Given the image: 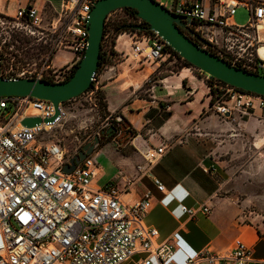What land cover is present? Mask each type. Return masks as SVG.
Instances as JSON below:
<instances>
[{"label": "built area", "instance_id": "obj_1", "mask_svg": "<svg viewBox=\"0 0 264 264\" xmlns=\"http://www.w3.org/2000/svg\"><path fill=\"white\" fill-rule=\"evenodd\" d=\"M19 1L13 16L0 10V78L67 81L85 55L87 20L100 0H62L59 10L50 8L51 12L41 9L39 0ZM153 1L181 17L188 36L204 50L234 67L264 76V56L260 53L264 48V0ZM239 8L249 13L244 26L233 21ZM17 30L30 38L22 49L16 48L19 41L12 35ZM126 34L131 39L130 57L141 65L176 60L159 34ZM31 37L38 45L34 57ZM112 41L113 33L106 31L101 47L105 60L112 57ZM66 53H72L73 58H64L56 65L58 55ZM195 70L205 84L210 107L219 116L230 118L238 113L242 118L257 110L264 112V96L222 84ZM101 83L103 77L98 71L94 88L83 95L94 94ZM68 102L60 104L59 117L46 124L45 120L55 116L52 102L0 97V264H124L139 254L146 255L141 264H151L152 259L159 264H175V242H158L159 232L146 225L153 208L149 191L128 203L122 196L131 182L122 187L121 182L99 187V164L94 155L78 163L71 173L64 171L95 138L69 150L52 137L51 132L68 121ZM37 117L42 119L41 124L31 128L22 125L24 119ZM111 117L105 119L97 135L113 127ZM121 135L117 130L112 139L116 149L123 146ZM173 145L168 140L151 146L145 139L134 144L143 159V164L136 167L137 178L151 177L161 193H165V186L151 171ZM181 210L191 218L199 212L186 207ZM200 212L209 215L211 207L204 206ZM251 254L250 248L237 241L228 256L204 251L186 264H219L222 260L248 264Z\"/></svg>", "mask_w": 264, "mask_h": 264}, {"label": "crops", "instance_id": "obj_2", "mask_svg": "<svg viewBox=\"0 0 264 264\" xmlns=\"http://www.w3.org/2000/svg\"><path fill=\"white\" fill-rule=\"evenodd\" d=\"M62 0H39L38 6L59 10ZM19 0H2L0 10L13 16L19 6ZM71 60L72 53L59 54L57 60ZM114 61H122L113 59ZM129 60V59H126ZM125 63V62H124ZM117 65H110L102 73V91L105 93L108 111L122 114L123 118L136 131L137 139L130 143H142V139L151 146H159L171 140L174 145L152 168L151 174L165 186V193L159 192L151 177L137 178L136 167L143 159L134 147V152L118 151L112 147V138L104 137L102 146L93 153L99 164V176L96 184L106 187L113 182H121V187L132 183L123 193V200L134 203L146 192L153 197V208L145 222L148 227L159 232L158 242L172 239L175 242V264H186L204 251H211L225 257L232 253L237 241H242L251 249V262L264 264V230L241 222L239 210L232 202L220 196L222 176L216 169L214 160L216 151L209 147L206 138L207 121L211 128L221 126L218 116L212 110L205 86L187 87L183 81L188 75L180 74L172 82L173 87L164 85L158 91L153 82L144 95L141 89L144 82L149 83L151 73L147 67L133 76L122 78L116 73ZM172 88V89H171ZM209 115L207 119L204 116ZM105 151L107 160L102 165L98 156ZM211 207L209 215L203 214L202 207ZM182 207L199 210L191 218L184 214ZM146 255H136L124 264H141ZM151 264H159L156 259ZM219 264H232L220 261Z\"/></svg>", "mask_w": 264, "mask_h": 264}, {"label": "rangeland", "instance_id": "obj_3", "mask_svg": "<svg viewBox=\"0 0 264 264\" xmlns=\"http://www.w3.org/2000/svg\"><path fill=\"white\" fill-rule=\"evenodd\" d=\"M163 1L168 2L167 0ZM109 18L107 31L113 33L115 39L114 53L117 56H113L111 60L102 64L99 70L101 73L110 65H117L116 73L123 75L122 78L130 80L142 68L147 67L151 73L149 83L144 82L140 89L146 96L149 95L147 90L151 82L159 87L158 91H162L164 85L167 87L175 86L172 82L180 74L189 76V79L183 81L184 89L202 86L199 73L193 67L187 66L183 59H168L165 62L152 65H141L132 60L130 57L131 39L128 36H123L117 42L119 35L127 33L124 28L118 34L116 33L117 28L125 24V16L119 13L118 17L111 16ZM248 19L247 10L239 8L233 21L238 26H244L248 23ZM12 35L14 39L19 41L18 43L14 42L17 49H22L25 42L28 43L27 39H30L24 37L23 31L17 30ZM31 39L34 57L38 45L34 37ZM63 59L59 58L55 64L58 65ZM113 59L122 61H114ZM101 84L103 85V83ZM102 85L97 91H94V94L82 95L66 104L69 112L68 121L51 132V135L55 140L61 141L67 149L72 150L77 145L92 140L93 137H99L100 135H97L99 129H101L105 119L111 117L112 114L103 106L106 102L103 99L105 93L104 95L99 93L102 90ZM202 89L205 93L207 92L205 86ZM210 113L218 116L214 109L210 110ZM116 115L123 117L122 114L117 113L111 118L116 120ZM209 115L211 114L204 116L203 119H207ZM218 118L222 125L215 127V129H210V120L206 122L208 124L206 138L209 141V147L216 151L214 157L216 169L222 176L220 196L229 199L234 207L239 210L241 222L260 226L264 230V112L257 110L254 114L242 118L238 113L230 118L221 116ZM127 124L129 123H122L118 127V130L122 131L120 143L123 146L116 149L112 145L117 152H125L126 150L134 152V147L129 143L130 134L128 133L132 127L129 128ZM106 160L107 156L103 151L98 156V162L102 165Z\"/></svg>", "mask_w": 264, "mask_h": 264}, {"label": "water", "instance_id": "obj_4", "mask_svg": "<svg viewBox=\"0 0 264 264\" xmlns=\"http://www.w3.org/2000/svg\"><path fill=\"white\" fill-rule=\"evenodd\" d=\"M130 8L137 12V17L149 25V30L159 34L179 56L203 73L222 81L239 90L264 96V76L247 72L234 67L204 50L183 30L186 28L183 19L175 16L153 0H100L87 20L89 34L88 46L83 59L78 63L74 74L65 82L50 83L43 80L19 79L5 80L0 78V97H31L50 101L55 107L54 118L44 122L53 123L59 117V105L77 99L92 86L99 67L105 22L108 16L118 10ZM134 29L141 31V27ZM118 121L121 118L117 119ZM42 123L41 118H26L22 125L28 128ZM115 133L113 128L104 132L108 138ZM100 144L97 136L93 142L84 146L79 155L64 169L66 173L74 171L76 165L87 156L93 155Z\"/></svg>", "mask_w": 264, "mask_h": 264}, {"label": "trees", "instance_id": "obj_5", "mask_svg": "<svg viewBox=\"0 0 264 264\" xmlns=\"http://www.w3.org/2000/svg\"><path fill=\"white\" fill-rule=\"evenodd\" d=\"M119 13L122 14L123 16H125L126 22H125V24H123V25H121V26H119V27L117 28V32H116L117 34L119 33V31H120L122 28L126 29L127 33H134V32H140V33H151V31L149 30V25L137 17V12H136L135 10H132V9H130V8H124V9H122V10L115 11V12L111 13V14L108 16V18H107V20H106V22H105L104 35L106 34V31H107V28H108L107 26H108V22H109V19H110L109 17H111V16H117V17H118V16H119ZM135 27H141L142 30H141V31H138V30L134 29ZM122 35H126V34H122ZM122 35H119V37L122 36ZM114 41H115V39L113 38V41H112V47H113V49L111 50V55H112L111 58H113V56H116L115 53H114ZM170 50H171V52H172V55H173L174 57H176V59H177V58L182 59V58L179 56V54H177V53H176L175 51H173L172 49H170ZM110 60H111V59H110ZM183 60H184V59H183ZM106 61L108 62L109 60H105V58L103 57V53H101V54H100L99 67H98L97 72L100 70L102 64H103V63H106ZM184 62H185V64H186L187 66L193 67V66H192L191 64H189L187 61L184 60ZM76 68H77V67H75V69H74V71H73V74H74ZM193 68H194V67H193ZM194 69H195V68H194ZM73 74H72V75H73ZM213 79H215V78H213ZM215 80H217V79H215ZM217 81H218V82H221L222 84H224V82H222V81H219V80H217ZM91 89H93V86H91L90 90H91ZM99 93L104 95V92H103L102 90L99 91ZM103 99L106 101V97H105V96L103 97ZM103 106H104L105 110H107V101L105 102V104H104ZM115 118H116V120L114 119V123H113V125L116 124V123H117L118 125H121L122 123H127L126 119L123 118V117H121V116H117V115H116ZM118 118H121V120L118 121V120H117ZM127 125H128L129 128H130V125H129V124H127ZM128 133L130 134V140H132L133 138L137 137V135H138L134 129H130V130L128 131ZM114 135H115V134H113L112 137H114ZM112 139H113V138H112ZM130 140H129V141H130Z\"/></svg>", "mask_w": 264, "mask_h": 264}, {"label": "flooded vegetation", "instance_id": "obj_6", "mask_svg": "<svg viewBox=\"0 0 264 264\" xmlns=\"http://www.w3.org/2000/svg\"><path fill=\"white\" fill-rule=\"evenodd\" d=\"M183 31L188 35V33L186 32V30H183ZM117 126H118V124L116 123V124H114L113 127H112V128L115 130V133L113 132L114 134L117 133V130H118ZM104 137H106L107 139L112 138V137L108 138L107 135L103 133V134L99 137V138H100V144H99V146H102V144L104 143ZM91 142H93V140H92Z\"/></svg>", "mask_w": 264, "mask_h": 264}, {"label": "bare ground", "instance_id": "obj_7", "mask_svg": "<svg viewBox=\"0 0 264 264\" xmlns=\"http://www.w3.org/2000/svg\"><path fill=\"white\" fill-rule=\"evenodd\" d=\"M123 36H126L127 37L128 35L127 34L126 35H122V36L119 37V39L122 38ZM260 53L262 54V56H264V48L260 50Z\"/></svg>", "mask_w": 264, "mask_h": 264}]
</instances>
